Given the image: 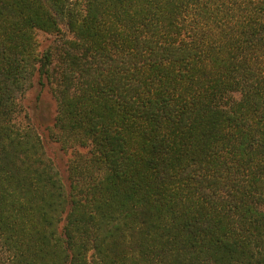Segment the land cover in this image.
<instances>
[{
	"label": "trees",
	"instance_id": "1",
	"mask_svg": "<svg viewBox=\"0 0 264 264\" xmlns=\"http://www.w3.org/2000/svg\"><path fill=\"white\" fill-rule=\"evenodd\" d=\"M0 264H264V0H0Z\"/></svg>",
	"mask_w": 264,
	"mask_h": 264
},
{
	"label": "rangeland",
	"instance_id": "2",
	"mask_svg": "<svg viewBox=\"0 0 264 264\" xmlns=\"http://www.w3.org/2000/svg\"><path fill=\"white\" fill-rule=\"evenodd\" d=\"M38 39L40 44L44 46L47 45L51 37L40 32L38 34ZM39 93L40 87L38 84H35L34 87L28 92L24 101V105L30 117H32V120L40 123L39 131L42 134L44 142L46 143L48 154L54 160L61 174L66 176V162L70 159L71 153L63 152L59 145L51 142L45 130L46 123H48V121L55 115V102L47 90L44 91L43 98L41 101H39Z\"/></svg>",
	"mask_w": 264,
	"mask_h": 264
}]
</instances>
